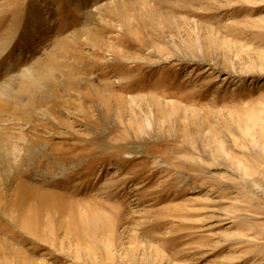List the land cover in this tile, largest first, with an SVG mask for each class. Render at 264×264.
<instances>
[{
	"label": "rangeland",
	"instance_id": "obj_1",
	"mask_svg": "<svg viewBox=\"0 0 264 264\" xmlns=\"http://www.w3.org/2000/svg\"><path fill=\"white\" fill-rule=\"evenodd\" d=\"M0 264H264V0H0Z\"/></svg>",
	"mask_w": 264,
	"mask_h": 264
},
{
	"label": "bare ground",
	"instance_id": "obj_2",
	"mask_svg": "<svg viewBox=\"0 0 264 264\" xmlns=\"http://www.w3.org/2000/svg\"><path fill=\"white\" fill-rule=\"evenodd\" d=\"M121 8H123V7H121ZM147 9V8H146ZM52 70V69H51ZM39 79V78H38ZM33 80V79H32ZM33 83V82H32ZM40 204V203H39ZM36 206V205H35ZM37 212H39V211H37ZM39 214V213H38ZM97 217V216H96Z\"/></svg>",
	"mask_w": 264,
	"mask_h": 264
}]
</instances>
